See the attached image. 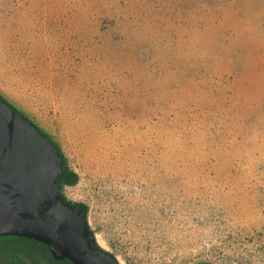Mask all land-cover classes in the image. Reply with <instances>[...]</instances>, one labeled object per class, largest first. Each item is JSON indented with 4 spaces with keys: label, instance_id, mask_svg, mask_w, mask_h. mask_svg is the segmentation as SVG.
<instances>
[{
    "label": "rangeland",
    "instance_id": "374dc122",
    "mask_svg": "<svg viewBox=\"0 0 264 264\" xmlns=\"http://www.w3.org/2000/svg\"><path fill=\"white\" fill-rule=\"evenodd\" d=\"M0 95L121 264H264V0H0Z\"/></svg>",
    "mask_w": 264,
    "mask_h": 264
},
{
    "label": "water",
    "instance_id": "95a60500",
    "mask_svg": "<svg viewBox=\"0 0 264 264\" xmlns=\"http://www.w3.org/2000/svg\"><path fill=\"white\" fill-rule=\"evenodd\" d=\"M66 171L58 148L0 98V237L37 240L73 264H121L61 191Z\"/></svg>",
    "mask_w": 264,
    "mask_h": 264
},
{
    "label": "flooded vegetation",
    "instance_id": "af4514ba",
    "mask_svg": "<svg viewBox=\"0 0 264 264\" xmlns=\"http://www.w3.org/2000/svg\"><path fill=\"white\" fill-rule=\"evenodd\" d=\"M68 184H65L67 186ZM67 198V197H66ZM68 201L73 202L67 198ZM75 206V205H74ZM3 237V236H1ZM34 242V241H33ZM35 243V248L29 252H25L26 257L18 262H9L10 258L7 255L0 257V264H59L62 259L55 258L49 251V248L45 244Z\"/></svg>",
    "mask_w": 264,
    "mask_h": 264
},
{
    "label": "trees",
    "instance_id": "16d2710c",
    "mask_svg": "<svg viewBox=\"0 0 264 264\" xmlns=\"http://www.w3.org/2000/svg\"><path fill=\"white\" fill-rule=\"evenodd\" d=\"M0 98L7 102V100L5 98H3L1 95H0ZM8 103V102H7ZM21 113V112H20ZM22 114V113H21ZM23 115V114H22ZM24 116V115H23ZM26 117V116H24ZM27 118V117H26ZM28 119V118H27ZM29 120V119H28ZM30 121V120H29ZM31 122V121H30ZM33 123V122H31ZM33 125H35L33 123ZM36 126V125H35ZM37 129L43 134V135H46L41 129H39L38 126H36ZM56 147L58 148V150L60 151V154L64 160V165L66 167V173H64V175L62 176V180H61V191L64 192V187H65V184H68V185H74L78 182L79 180V175L69 167L68 163H67V160L66 158L64 157L61 149L56 145ZM74 202V205L77 206L78 208H80L83 212H84V217L85 219L87 220L88 219V211H89V206L84 203V202H79V201H73ZM88 221V220H87ZM93 231V230H92ZM17 237V236H15ZM20 238H23V239H26V240H30V241H34L36 243H39V244H42L41 242L37 241V240H34V239H30V238H26V237H20ZM111 253V252H110ZM112 257L115 259V260H118L117 256L113 253H111ZM68 260V259H67ZM70 263H72L70 260H68ZM73 264V263H72ZM194 264H211L210 261L208 260H201V261H198Z\"/></svg>",
    "mask_w": 264,
    "mask_h": 264
}]
</instances>
